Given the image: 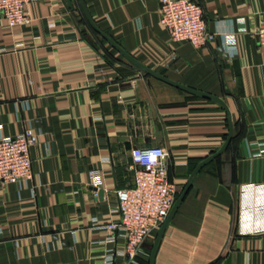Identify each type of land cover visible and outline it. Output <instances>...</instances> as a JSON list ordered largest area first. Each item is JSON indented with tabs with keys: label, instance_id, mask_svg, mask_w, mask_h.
Listing matches in <instances>:
<instances>
[{
	"label": "crops",
	"instance_id": "obj_1",
	"mask_svg": "<svg viewBox=\"0 0 264 264\" xmlns=\"http://www.w3.org/2000/svg\"><path fill=\"white\" fill-rule=\"evenodd\" d=\"M198 1L214 36L204 48L173 41L160 0H85L98 26L135 59L222 98L233 116L229 147L198 174L155 264H264V233L243 234L241 213L245 202L263 198L249 186L264 184V47L254 35L264 0ZM28 10L33 22L14 29L0 16V137L29 127L40 134L33 179L0 183V264H133L111 260L125 244L106 227L120 220L112 212L117 190L135 185L132 151L165 148L183 192L193 162L224 146L228 112L147 75L89 25L80 0L34 1ZM232 36L237 54L228 59L219 48ZM94 169L105 178L99 198ZM159 230L144 245L143 264Z\"/></svg>",
	"mask_w": 264,
	"mask_h": 264
},
{
	"label": "built area",
	"instance_id": "obj_2",
	"mask_svg": "<svg viewBox=\"0 0 264 264\" xmlns=\"http://www.w3.org/2000/svg\"><path fill=\"white\" fill-rule=\"evenodd\" d=\"M34 1L41 0H0V16L13 29L29 25L33 19L28 6ZM160 1L161 23L173 41L204 48L214 40L208 29L204 8L198 0ZM254 35L264 47V22L255 29ZM219 50L228 59H233L237 54L234 36ZM176 59L177 55L173 53L165 65L169 67ZM39 138L40 134L32 127L16 137H0V183L21 184L33 179L32 149L39 143ZM132 158L130 169L135 174V185L117 190L118 204L112 208V212L118 214L120 220L106 227L112 234L111 239H122L125 244L124 250L110 254L111 260L118 255L128 258L133 264H143L140 259L146 255L144 245L171 214L181 186L170 177V153L165 148H135ZM90 185L96 188L95 197L99 198V192L105 186L102 170L90 172ZM249 187L257 188L263 198L257 202H245L242 206L243 234L264 233V184ZM258 214H262L263 219L260 228L256 226Z\"/></svg>",
	"mask_w": 264,
	"mask_h": 264
},
{
	"label": "water",
	"instance_id": "obj_3",
	"mask_svg": "<svg viewBox=\"0 0 264 264\" xmlns=\"http://www.w3.org/2000/svg\"><path fill=\"white\" fill-rule=\"evenodd\" d=\"M71 2V0H69ZM81 6L84 10V13L90 23V25L92 26V28L99 33L104 39H106L115 49H117L121 54H123V56H125L128 60H130L131 62H133L136 66H138L141 70H143L147 75L153 76L158 80H161L163 82H166L176 88H179L183 91H186L190 94L205 98V99H209L212 100L214 102H217L219 104H221L228 112L229 115V125H230V132H229V136L224 144V146L221 148V150H219L217 153H215L214 155L208 157L207 159H205L204 161H202L201 163H199L196 168L193 170L190 179L186 185V187L184 188L183 192L180 194V196L178 197L175 206L171 212V214L169 215V217L167 218V220L165 221V223L162 225V227L160 228L157 237H156V241L154 243V247L152 250V254H151V258H150V264H155V258L157 255V251L159 248V245L161 243V240L168 228V226L170 225L172 219L174 218V216L176 215L177 211L179 210L180 206L182 205L183 201L185 200L186 196L188 195L189 191L191 190L192 186L194 185L198 174L200 173V171L206 167L208 164H210L212 161H214L216 158H218L219 156H221L229 147L233 135H234V122H233V116L231 113V110L228 106V104L220 97L206 93V92H202L200 90L185 86L179 82H176L170 78H168L167 76L161 74L160 72L153 70L151 68H149L148 66H146L145 64L139 62L137 59H135L131 54H129L125 49H123L109 34H107L105 31H103L98 24L94 21L93 17L91 16L89 9L86 5L85 0H80ZM100 196L104 195L103 190H100Z\"/></svg>",
	"mask_w": 264,
	"mask_h": 264
},
{
	"label": "trees",
	"instance_id": "obj_4",
	"mask_svg": "<svg viewBox=\"0 0 264 264\" xmlns=\"http://www.w3.org/2000/svg\"><path fill=\"white\" fill-rule=\"evenodd\" d=\"M86 20H87V22L89 23V21H88V19H87V17H86ZM89 25H90V23H89ZM104 41V40H103ZM200 162L199 161H195V162H193V164H192V168H191V171L193 172V170L196 168V166L199 164ZM179 197V196H178ZM149 264V263H148Z\"/></svg>",
	"mask_w": 264,
	"mask_h": 264
},
{
	"label": "rangeland",
	"instance_id": "obj_5",
	"mask_svg": "<svg viewBox=\"0 0 264 264\" xmlns=\"http://www.w3.org/2000/svg\"><path fill=\"white\" fill-rule=\"evenodd\" d=\"M182 189H183V188H181L180 194L182 193ZM180 194H179V195H180Z\"/></svg>",
	"mask_w": 264,
	"mask_h": 264
}]
</instances>
